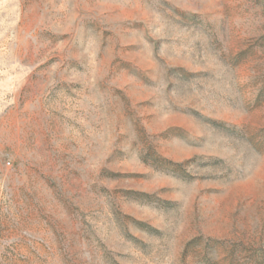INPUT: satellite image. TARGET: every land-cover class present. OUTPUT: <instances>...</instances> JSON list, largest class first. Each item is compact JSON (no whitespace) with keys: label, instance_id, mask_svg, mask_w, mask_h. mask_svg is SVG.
Masks as SVG:
<instances>
[{"label":"rangeland","instance_id":"374dc122","mask_svg":"<svg viewBox=\"0 0 264 264\" xmlns=\"http://www.w3.org/2000/svg\"><path fill=\"white\" fill-rule=\"evenodd\" d=\"M0 264H264V0H0Z\"/></svg>","mask_w":264,"mask_h":264}]
</instances>
